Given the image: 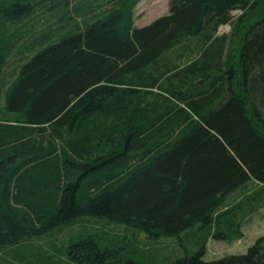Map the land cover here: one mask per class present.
<instances>
[{
    "label": "trees",
    "instance_id": "obj_1",
    "mask_svg": "<svg viewBox=\"0 0 264 264\" xmlns=\"http://www.w3.org/2000/svg\"><path fill=\"white\" fill-rule=\"evenodd\" d=\"M138 1L0 0V264H144L101 229L56 263L30 246L82 217L184 239L168 264H207V239L264 203V0H173L136 26ZM39 5L58 19L28 43L13 24ZM263 241L209 264H264Z\"/></svg>",
    "mask_w": 264,
    "mask_h": 264
},
{
    "label": "rangeland",
    "instance_id": "obj_2",
    "mask_svg": "<svg viewBox=\"0 0 264 264\" xmlns=\"http://www.w3.org/2000/svg\"><path fill=\"white\" fill-rule=\"evenodd\" d=\"M253 1L254 0H251V2ZM86 2H89L95 7L102 6L100 8L102 10H106L112 5L108 3L110 0H71V4H78V6L85 5ZM172 2L173 0H139L137 5L132 9L134 24L136 26H144L152 22L157 17L168 14L171 11ZM45 8V6L43 8L39 5L36 11H34L35 13L32 18L25 19L24 21H18L13 24V27L18 30L21 29V32L25 30V33H22L25 34V37H23L25 38L24 41L30 40L34 32L35 34H38L46 28H52L55 26L58 19L57 14L49 10H45ZM48 11L51 12V14ZM242 12V9H236L233 11V23L221 26L219 28V33H226L232 37L233 33L237 32L234 30L235 25L237 29H240L241 25H237L236 23H238L239 16L243 14ZM52 13H54L55 16H53L54 14ZM242 30L245 31L246 27H243ZM31 41L32 40L28 41V43ZM31 53H33L32 50L21 55L25 58ZM232 53L233 50L230 51V54ZM13 66V64L10 65L8 71H10ZM9 83L10 79L6 80V86ZM250 188L251 190L260 189L262 188V185L258 183H251ZM241 198V192L239 190L233 192L227 199L226 203L232 205ZM61 224L53 228V231H51L50 234L36 239L33 241L34 243L30 245L35 247L41 246L44 253H48L49 256H53V263H56L58 262L57 260H61L63 258L60 253L62 252L64 243L67 244L70 239L85 230L89 231V233H99L101 229L104 232H111V237H113L114 234L118 235L120 237L119 240H124L126 237L132 242L128 248L136 250V258L144 264H168L170 261L184 256L186 249L192 248V245L188 244L189 241L185 242L183 239L182 243V241H180V239L176 236L149 238L144 232L137 230L133 226L127 224L108 223L93 217H82L80 220H75L72 225L68 226ZM238 231V235H234L235 237H232L231 239H217L209 237L206 243L205 254L202 257L203 261L212 262L219 258L231 256L232 254H247L250 247L254 245L259 238L264 237V203L261 201L257 202L255 210L249 212L244 217ZM127 239L126 241H128ZM65 262L66 257L61 260L60 264H65Z\"/></svg>",
    "mask_w": 264,
    "mask_h": 264
},
{
    "label": "flooded vegetation",
    "instance_id": "obj_3",
    "mask_svg": "<svg viewBox=\"0 0 264 264\" xmlns=\"http://www.w3.org/2000/svg\"><path fill=\"white\" fill-rule=\"evenodd\" d=\"M220 259V258H219ZM218 260V259H217ZM213 262V261H212ZM207 264L211 263V262H206Z\"/></svg>",
    "mask_w": 264,
    "mask_h": 264
}]
</instances>
